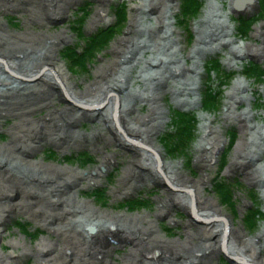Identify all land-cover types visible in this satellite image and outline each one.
<instances>
[{
    "label": "rangeland",
    "instance_id": "374dc122",
    "mask_svg": "<svg viewBox=\"0 0 264 264\" xmlns=\"http://www.w3.org/2000/svg\"><path fill=\"white\" fill-rule=\"evenodd\" d=\"M143 1L53 0L48 3L49 0H46L45 4L47 5L44 6L41 0H0V38L8 42H19L25 38L35 39L37 45L34 48L42 49L45 48V45H50L51 40L46 37L64 33V38H66L61 39L58 43L55 42L53 47L58 48V60L65 66L70 80L77 85L75 91H84L88 84L95 81L97 72L102 66L113 65L114 61L120 60L119 64L115 65L118 74L125 71L124 68L130 64L132 68L130 72H127L125 80L127 89L120 93V100L128 111L126 118L124 117L125 120L133 121L155 115L156 113L151 115L155 112L151 106L157 103L162 108L161 113L156 116L154 121H145L144 124L150 123V121L163 123L159 125V134L153 139L162 151L164 161L173 164L174 171H178L186 178L201 181L202 195L217 203L230 219L232 228H236L239 233L244 235V243L249 241L247 244L250 245L252 241L255 242L258 258L264 259V234L260 240H255L258 233H264V137L255 133L264 131V21H261L264 18V5H261L262 0H252L239 6L235 4L236 9L229 8L230 0H170L172 6L170 12L173 13V15L170 14V26L174 40L170 37L171 40L168 39L164 43H167L172 50L174 47L178 51L175 56L179 58L178 65L182 66V69L190 77L187 84L191 85L184 100L174 99V94L182 88L184 83L178 80L180 77L176 73L179 74V72L172 73L161 84L153 85L154 93L161 94L157 101L147 97L148 94L152 95V92L149 91L151 79L142 81L138 78L143 75L142 73L147 67L149 69L153 67L147 61L156 56L150 48L153 43L142 48L143 51H146L143 54L142 50L138 52L136 59L130 62L119 58L120 54L114 51L116 44L120 48L123 47L122 43L119 44L121 38L140 41L147 39L138 35L137 30L134 31L135 33L131 32V20L140 16L141 12L138 7ZM185 3H189L190 7H184ZM116 9H118L119 18L122 19L121 22L117 21L115 16ZM48 10L50 11L48 12ZM98 10L105 12V18L92 24L95 12ZM209 10L213 12L223 10V13H226V16L219 18L222 23L218 27L229 30V32L222 37H211L209 42H207L208 40L204 42L200 48H204L205 51L194 58L190 56L189 51L194 49L199 35L201 34L204 38L209 37L210 30L204 31L202 28L206 24H199L203 19H206L203 20L204 23L210 20L205 15ZM218 14H215L214 19ZM150 15L151 19H147L145 22V26L148 27L154 24L152 18L155 13L150 12ZM243 19H249L246 23L252 24L249 32L248 28H244L242 31L239 29L241 23H245L242 21ZM187 25L188 29H185ZM109 28H111L110 36H113L109 46L97 53L88 51L91 44L86 41V38L93 37L100 31ZM256 28L259 30L258 36H255ZM222 39H226L230 44L220 45ZM11 44L7 43L6 46ZM159 47L164 50L161 45ZM245 47H249L248 50L251 52L246 53ZM230 48H238L241 55L233 58L229 52ZM258 48H261V51ZM36 52V50L21 52V61L29 69L38 60ZM72 54L75 55L74 60L68 58ZM84 55L87 57L81 62ZM215 62L218 68L214 67L213 71L208 73L209 64ZM17 65L21 67L20 64ZM251 68L262 75L255 73L252 76L245 75L246 69ZM195 69L199 70L198 74L195 73ZM221 75L227 76L229 79L224 80L219 77ZM0 79L2 82L6 79L11 80V84H4L0 81V93L6 95L2 97L5 100L1 101L2 107L8 106L7 100L9 103L17 101L20 104L17 106L15 104V107L10 106V109L15 108L19 110L18 112L22 111L21 114H23V116L0 118V146L4 148L14 142L15 149L20 150L22 143H16L13 136L15 131H20L25 127L21 126L23 121L20 118L28 117L27 121L37 123L43 119L46 120L50 111H59L67 108L68 105L63 99L58 98L56 93L42 92L34 87L33 83H24L6 70L0 69ZM221 81L224 84H220ZM236 81L246 86L240 94L245 95L247 101L236 102L233 110L227 113L226 94ZM209 85L218 92L215 97H220V103L214 109L205 111L203 109L204 98ZM29 93L30 96H28ZM214 101L217 102L215 99ZM38 104L42 107L34 110ZM244 111L249 113L246 125L237 118ZM177 112L195 116L194 141L185 155L172 154L174 148L167 147L162 141L166 133H170L172 120ZM99 114L93 118L71 122L70 127L72 128L71 131L69 130L71 133H63L54 143H50L49 139L37 136L34 128L31 130L26 128L27 133H30L31 136V140L25 137L27 145L31 144L34 147L27 148L25 152L21 153L17 150L14 160L18 161L17 157L24 156L29 166L15 163L8 167L12 173L26 170L38 178L42 175L45 177L47 170L43 168V164L37 162L87 173L88 179L78 177L73 179L71 177L73 181L69 186L71 190L66 189L65 192L76 194L71 198L70 196L66 197V202L72 204V208L76 210L79 209L78 202H84L85 205H88L86 208L94 209L100 213L89 218V215H82L79 212L77 218L65 227L66 230L62 234L64 235L67 231H76L77 235L93 237L101 230L104 233L93 238L91 240L93 243L86 242L84 244L81 242L75 245L79 249L78 255L69 256V264H72V260L74 264H133L134 262L140 264H241L226 254L203 250L204 245L208 243H204V239L199 237L201 224L192 220L185 210L169 201L171 192L166 184L153 180L148 174L149 172L139 170L140 167L136 164L137 155L116 142L113 137L116 132L110 127L111 125L102 124L101 114ZM204 117L207 120H204ZM158 118L159 120H157ZM205 124L213 127L216 130V135L224 137L225 143L218 147L216 152H211L208 149L200 150L199 145L197 146L200 138L209 136L207 128L204 129ZM245 126L248 127L247 130H245ZM96 129L103 141L96 140L93 146L91 141L88 142L85 138H88ZM164 133L165 135H163ZM229 134L235 135V143L232 148L228 143ZM78 135L80 141L83 139V142L78 143L73 140V138L79 137ZM238 142L241 144L240 146H238ZM243 150L244 152H242ZM249 152L250 155L243 156L244 153ZM202 154L205 157L202 158ZM10 156L0 154V169H4L5 162L11 164ZM8 157L10 159H7ZM32 166L41 167L44 171L41 172L37 168L29 171ZM130 170H132V175H129ZM51 173L54 177L57 176L56 173ZM129 176L133 177V183ZM74 180L76 181L74 182ZM13 181L23 186L20 193L16 192L12 195L11 198L20 196L14 202L27 205L31 204L29 199L32 202L37 201L42 195L38 193L40 195L37 196L32 193L34 188L29 180L18 178ZM13 181H9L7 184L10 182L13 184ZM220 181L225 183L227 192L225 197L213 187ZM128 188L131 190L124 194L123 191ZM69 198L72 203L70 200L68 201ZM44 207L40 208L44 209ZM22 213L11 212L1 226L2 252H14L15 256H19L10 264H63L60 260L61 256L63 254L67 256L69 253L62 255L59 253L65 248L66 242H62L42 222V224L39 221L36 222L37 220L35 221ZM116 215H120L122 218L111 219ZM108 216L111 218H107ZM89 222H93V225ZM116 226L120 227L123 233H118L119 231L113 229ZM94 227L96 232L89 235L88 230ZM14 240L20 243L17 248L9 245V242ZM46 243L52 246L53 254H58L53 255L51 261L40 260L36 255L38 246L43 247ZM157 245L161 246L163 253L154 250ZM26 249H31L32 252H24ZM43 254L46 256L48 252ZM78 256L81 257L79 261L77 260ZM131 257L134 258L132 262L130 261Z\"/></svg>",
    "mask_w": 264,
    "mask_h": 264
},
{
    "label": "bare ground",
    "instance_id": "6f19581e",
    "mask_svg": "<svg viewBox=\"0 0 264 264\" xmlns=\"http://www.w3.org/2000/svg\"><path fill=\"white\" fill-rule=\"evenodd\" d=\"M45 1L46 0H41L44 6L47 5L45 4ZM51 1L53 0H49L48 3H50ZM169 1L170 0H144L143 3L138 7L139 11L141 12L140 16H143L144 18L136 16L131 20V32L133 31V33H135L134 31L137 30L138 35H142L147 39L140 41L137 39L129 40L127 38L126 40V38H121L119 44L122 43L123 47L120 48V46L118 47V44H116L114 49L116 53L118 52L120 54L119 58L124 59V61L129 60L130 62L131 60L136 59V54L140 52L142 48H144L148 44L153 43L150 48H152V53L156 54V56L147 60L153 67L150 69L149 67H147L145 69V72L142 73L143 75H140L138 78L142 81L151 79V89L149 91L150 93L152 92L153 97L152 95L149 96V94L147 95V97H151L154 101H157V98L160 99L159 97H161V94L159 92L154 93L155 90L153 85L155 84L156 86V84H161V82L166 80V77L172 73L179 72V74L176 73V75L180 77L178 80L184 83V85L181 86L182 88H180L178 92L174 94V99L178 98L179 100H184L185 95L189 92V86L191 85L187 84V81L190 80V77L185 73V70L182 69V66L178 65L179 58L175 57L178 51L174 47L172 50L167 43H164L168 39H170V37L171 39H173V36L171 34L172 29L170 26V14L173 15V13L170 12L172 6L171 2ZM249 2L250 0H230L229 8L236 9V6L245 5V3ZM235 9L232 10L234 11ZM49 11L50 10H48V12ZM150 12L155 13L154 18H152L154 20V24L148 27L145 26V22L147 19H151ZM95 13L96 15L92 24H96L97 22L105 18V12L103 10H98ZM216 13L219 14L217 15V18L214 19L216 17ZM205 15H207V19H210L211 21L208 20L204 23L203 20L206 19H203L199 24H206L205 26H202V28H204V31L210 30L209 37L204 38L201 36V34L199 35L194 49H191L189 51L190 56L194 58L205 51L204 48H200V46L204 42H206L207 40V42H209V39L211 37H222V35H226V33L229 32V30L218 27L219 24L222 23L219 18L222 16H226V13H223V10L220 12L216 10L214 12L209 10L205 13ZM261 21H264V18H262ZM244 28H246V26L241 25V27H239L241 31ZM185 29H188V25ZM247 31L249 32L250 30L248 29ZM255 32V36H258V28L255 29ZM46 38L51 40L50 45H45V48L42 49L34 48L37 45L35 39L28 40L27 38H25L23 40H20L19 42H15L12 40V42H8L7 40L0 38L1 70L10 72L24 83H33L34 87L42 92L50 91L53 94L56 93L57 97L63 99L65 102H67L68 105L67 108L61 109L59 111H50L49 115H47L46 117V120L43 119V121H39L37 123H31L27 121L28 117L20 118L23 121V125L21 126L25 127L21 128L20 131H15V133L13 134L16 143H22V147H20V150L15 149L16 147H14V142L4 146V148H1L0 146V154H7V156L11 155L10 157L12 159L11 164L9 162H5L4 169H0V241L2 240L1 226L5 222L6 217L14 211H18L19 213L23 212L22 214L27 215L35 221L37 220L36 222H42L43 225L48 226V229L51 230L52 233L56 234L58 238L62 240V242H66L65 248H63L61 253H59L61 255L63 253H69V255L67 256L64 254L61 256L60 260L63 264H69V256L78 255L77 252L79 251V249L75 245H77L78 243L80 244L81 242H83L84 244L86 242L93 243L91 241L93 238L99 236L101 233H104V231L101 230V232L97 233L93 237H87L80 234L77 235L76 231H67L64 235L62 234V232L66 230L65 227L69 226V224L72 223L75 218H77L79 212L82 215H89V218L95 217L96 214L99 215L100 213L99 211H95L94 209L86 208L88 205H85L84 202H78V210L73 209L72 204L70 205L69 202H66V197L70 196L71 198L76 194L65 192L66 189L71 190L69 188L70 182H73L71 180V177L73 179L77 177L88 179L87 173L71 171L65 168H57L55 166L39 162L37 163L43 164V168L47 170V175L45 177L42 175L40 178H38L31 173L26 172V170H22L18 173L13 171L14 173H12L8 169L9 165L12 166L15 163L24 166L26 165L27 167L29 166L27 165V161L24 156L20 155L21 157H17L18 161L14 160L16 157L15 152L17 150L21 153L25 152L27 148L34 147V145L31 144L27 145V141L25 140V137H28L29 140H31L30 133H27L28 128H30L29 130L34 128L36 130L37 136L49 139L50 143H54L56 140H58L59 136L63 135V133H68L71 131V122H79L83 119L93 118L98 113H100L102 124L109 126L111 125L110 127H112L114 132H116V134L113 135V137L116 139V142L121 146L130 149L135 153V155H137L136 164L140 167L139 170H145V172H149L148 174L150 175V177H152L153 180L166 184L169 188V191L171 192L169 194V201L175 203L179 208L185 210L192 220H196L201 224L199 237H202L204 239V243H208L207 245H204V251H217L219 253L226 254L228 257L241 264H264V259L260 257L258 258V249L257 247H255V242L252 241L250 245H248L247 243L249 241L247 240L248 242L244 243V235L239 233L236 228H232L230 219L219 208L217 203L214 200L212 201V199L206 198L202 195L203 190L200 188L201 181H193L186 178V176L179 173L178 171H174L173 164L164 161L165 158H163L162 151L156 145L155 140L153 139L157 136V134H159V125H162L163 123L161 121H155L153 123L151 122L154 121L159 113H161L162 108L157 103H154V105H152L151 107L155 112H153L151 115L156 113L155 115L146 117L144 119H136L133 121L125 120L128 111L120 100V93L122 92V90L127 89L125 80L127 72H130L132 68L131 65L129 64L128 67L124 68L125 71L118 74L116 72L117 70L115 68V65H118L120 60L118 62L114 61L113 65L102 66L101 69L97 72V79L95 81H93L91 84H88L84 91H75L77 85L70 80L65 66L58 60V48L53 47L55 42L58 43L59 41H61V39L66 38H64V33L55 34ZM7 43L12 44L6 46ZM228 43L230 44V42L226 41V39H222L219 44L228 45ZM107 45L108 41L107 43L102 45L101 48L104 49L107 47ZM160 45L164 50L159 47ZM25 49L29 51L36 50V53L38 54V60H36V63L30 69L27 67V65L24 64V62L21 61V52H25ZM245 49L246 53L251 52L250 50H248L249 47H245ZM258 49L261 51V48ZM145 51L146 50H142V54ZM229 52L231 53L233 58L241 55V51H239L238 48H230ZM17 64H20L21 67ZM198 71V69H195L196 74H198ZM223 76L224 75H221L219 77ZM223 79L225 80L226 78ZM1 80L2 79H0V81ZM10 81L11 80L6 79L5 81L1 82L4 84H11ZM230 88L231 90L226 94L227 102L225 103V106L227 113L233 110V106L236 102H243L245 100L247 101V97L240 94L245 90V85H243L239 81H236L232 86H230ZM3 96L6 95H4V93H0V118L4 116H23V114H21L22 111L18 112L19 110L13 108L15 107V104L16 106L20 104L17 101H11L9 103V100H7L6 102H8V106L2 107L3 104L1 103V101H5L2 98ZM28 96H30V93L28 94ZM22 97H24V95H22ZM10 106H13V109H10ZM40 107H42V105L38 104L34 110H38ZM28 108L30 109L31 107ZM248 115L249 113L244 111L243 113H240L237 118L244 125H246ZM188 116L190 121H193L194 123L195 116ZM149 120H151L150 123L146 122V124H144L145 121ZM157 120H159V118ZM204 120H207V118L204 117ZM201 127H203V125H201ZM206 128L208 130L207 135L209 136H203L204 138H200L197 146L199 145L198 147L200 150L208 149L211 152H216L218 147L225 143L224 137L222 135H216V130L211 126H206L205 124L204 129ZM247 128L248 127L245 126V130H247ZM169 130L170 132H174L177 130V128H173V125H171ZM192 130L193 140L191 144L194 141V133L196 130L195 126L192 127ZM165 133L163 135H165ZM255 133L259 136L264 137L263 130H261L259 133ZM34 137L37 138L36 136ZM85 139H87L88 142L91 141V145L93 146V143L96 142V140L100 139L101 141H103L100 138V133L97 129L93 131L88 138ZM73 140L78 143L83 142V139L82 141H80V136L73 138ZM201 141L202 143L200 144ZM238 144V146L241 145L239 142ZM242 152H244V150ZM177 154L182 155L183 153L178 151ZM248 155H250V152L243 154V156ZM203 156L205 157V155L202 154L201 157L203 158ZM3 157L6 158V156ZM10 157H8L7 159H10ZM33 168H37L41 172L44 171L41 167L35 166L30 167L29 171H31ZM49 170L53 173H56L57 176L54 177V175ZM129 175H132V170H130ZM18 178H21L22 180H29L30 182H32L31 185L34 188V190L32 191L33 194L37 196L42 194L37 201L34 200L32 202L27 197L31 204L25 205L21 202H14V200L16 198H19L20 196L17 195L16 198H11L12 195L16 192L20 193L21 188L23 187L22 185H19L17 184V182L13 181ZM130 179V181L133 183V177H130ZM8 180L13 181V184L11 182L7 184V182H9ZM75 181L76 180H74V182ZM130 190L131 188H128L123 192L125 194ZM70 198L68 199V201L70 200V202L72 203V200ZM40 205L45 206L44 209L40 208ZM109 216L107 218H111ZM119 218H122V216L116 215L111 219L116 220ZM89 223H92L93 225V222ZM90 229L87 233H90L89 235H93L96 232V228L94 227L95 232H90ZM113 229L119 231L118 233H123V231H121L120 227L118 226L113 227ZM263 234V232L258 233L255 236V240H260L263 237ZM19 244L20 243L16 240H14L13 242H9V245L13 248H17ZM160 247L161 246L157 245L154 250L159 251V253H163V250ZM24 252L28 253L32 251L31 249H26L24 250ZM44 252H48V255L46 256L49 257H46L43 254ZM36 255L40 258V260L51 261V259L54 257L53 255L58 254H53L52 246L46 243L43 247L38 246V249H36ZM18 257L19 256H15L14 252H2L0 245V264H10V262L15 261ZM77 260H81V257L78 256ZM133 260L134 258L131 257L130 261L132 262ZM71 263L74 264L73 260L71 261ZM133 264L140 263L134 262Z\"/></svg>",
    "mask_w": 264,
    "mask_h": 264
},
{
    "label": "trees",
    "instance_id": "16d2710c",
    "mask_svg": "<svg viewBox=\"0 0 264 264\" xmlns=\"http://www.w3.org/2000/svg\"><path fill=\"white\" fill-rule=\"evenodd\" d=\"M195 5L197 6L196 3H195ZM261 5H264V0H262ZM184 7L189 8L190 4L185 3ZM194 8H196V7H194ZM116 14H117L118 21L121 22L122 19L119 18V16H118V10L116 11ZM184 18H186V17H184ZM242 21L245 22L246 20H242ZM241 25L246 26V28H249V26H250V24H248L246 22L244 24L242 23ZM110 33H111L110 30H108L106 32H101L97 36H94V37L88 39L87 41H89L91 44L90 47H88V51H90L92 53V52H96L99 49H101V46L104 45L105 43H107V41H109L111 39ZM85 57H87V55H84L81 62L83 61V59ZM68 58L70 60H74L75 55L72 54ZM254 66H256V65H254ZM214 67L218 68V65L216 62L213 64H209L207 72L208 73L212 72ZM252 68H253V65H252ZM252 68L246 69L247 72L245 73V75H247V76L251 75L252 76L254 73L256 75H262L261 73L256 72L255 70H252ZM220 78L223 79V77H220ZM220 84H223V82L221 81ZM216 93H218V92H216L214 89H212L211 85L207 86V92L205 93V98H204L205 101H204V108H203L205 111H207L208 109H214L215 107L219 106V103H220L219 98L220 97H218V96L215 97ZM214 99L218 103L215 102ZM172 125H173V128H177V130L174 132H170V133L167 132L166 135L162 138V141L167 147L174 148V151H172V154H177V152L179 151L185 155L188 148L190 147L192 140H193L192 127L195 125V121L193 123V121H190L188 115H186L184 113L177 112L175 114V116L173 117ZM171 133H174V135H171ZM228 136H229V147L231 148L234 144V141H235V135L229 134ZM216 179H218V178H216ZM221 181L219 183H215L213 187L216 191H218L219 193L224 195L223 197H225V194L227 193L225 191V183H223ZM248 218H250V217H248ZM247 221L250 222L249 220H247Z\"/></svg>",
    "mask_w": 264,
    "mask_h": 264
},
{
    "label": "water",
    "instance_id": "95a60500",
    "mask_svg": "<svg viewBox=\"0 0 264 264\" xmlns=\"http://www.w3.org/2000/svg\"><path fill=\"white\" fill-rule=\"evenodd\" d=\"M90 232H95V229H94V228H91V229H90Z\"/></svg>",
    "mask_w": 264,
    "mask_h": 264
}]
</instances>
